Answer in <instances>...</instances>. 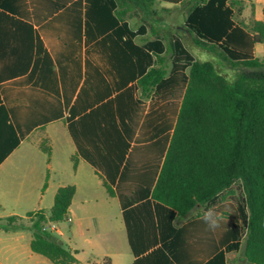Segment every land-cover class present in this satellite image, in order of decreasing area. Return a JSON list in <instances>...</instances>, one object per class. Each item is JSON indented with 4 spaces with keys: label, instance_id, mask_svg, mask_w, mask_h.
Instances as JSON below:
<instances>
[{
    "label": "crops",
    "instance_id": "obj_1",
    "mask_svg": "<svg viewBox=\"0 0 264 264\" xmlns=\"http://www.w3.org/2000/svg\"><path fill=\"white\" fill-rule=\"evenodd\" d=\"M113 1L116 7L106 18L118 25L100 35L98 20H89L87 27L85 2L79 15L70 10L79 0H0V219H27L30 213L49 212L59 189L74 186L68 216L52 234L80 264H105L106 260L111 264H249L242 251L243 209L223 206L218 200L197 207L187 217L151 198L149 205L145 200L135 204L130 221L133 242L139 251L152 245L134 252L120 198L110 196L104 185V179L110 181L105 168L120 166L113 185L116 192L120 184L123 197L143 198L144 180L152 177L160 163L158 142L173 132L164 130L176 117L169 106L182 100L166 86H157L150 96L142 95L138 82L143 53L137 48L163 43L171 59L168 80L174 72V42L179 39L192 53L185 26L202 4L196 0H155L152 6L142 0ZM211 1L216 8L231 9L237 24L264 20V0H241L235 8L232 0L206 3ZM184 8L189 10L177 33L161 35L158 29H169L168 25L150 29L145 23L146 16L157 15L158 9L183 14ZM126 26L135 33L136 48L125 45L127 34L122 39L114 34ZM149 54L156 67L157 58ZM255 57L264 60V44L255 46ZM42 144L51 150L50 155ZM135 147V158L129 159ZM122 152L126 153L121 162ZM78 154L75 169L72 158ZM209 211L217 221L215 228L203 221ZM234 222L242 238L224 245L223 235ZM32 241L28 228L0 229V264H53L32 251ZM237 242L238 250L227 251Z\"/></svg>",
    "mask_w": 264,
    "mask_h": 264
},
{
    "label": "trees",
    "instance_id": "obj_2",
    "mask_svg": "<svg viewBox=\"0 0 264 264\" xmlns=\"http://www.w3.org/2000/svg\"><path fill=\"white\" fill-rule=\"evenodd\" d=\"M142 1L151 6L155 2ZM196 1L202 5L192 12L185 26L186 36L192 42V53L179 39L174 42V72L168 80L169 58L163 43L155 41L148 44L146 49L149 51L137 48L143 53L138 82L142 95L150 96L157 86H166L177 98L182 97L180 103L176 101L169 106L176 117L169 120L164 130L173 129V132L158 142L160 163L152 177L144 180V185H147L145 194L140 195L143 198L130 200L122 196L120 184L117 185L118 192L113 189L120 166L105 168L110 181L104 179V185L110 196L120 198L131 246L139 254L152 243L139 251L133 242L130 221L137 209L135 204L145 200V205H149L152 199L159 206L171 208L179 216L187 217L199 206L215 204L219 197L240 182L245 193L242 206L246 225L243 255L249 264H264V61L255 57V46L264 44V20L248 25L237 24L231 9L216 8L213 1ZM84 2L87 27L89 20H98L97 31L104 35L118 25V21L108 23L106 18L112 16L116 7L113 0H79L70 10L81 15ZM241 4V0L231 1L233 8ZM114 34L121 39L127 34L125 45L136 48L132 42L135 33L130 32L127 26L116 29ZM149 52L157 58L156 67H153L154 60ZM70 132L76 139L73 125H70ZM96 137L99 138L97 134ZM119 142L123 144L121 139ZM77 145L81 152V145ZM41 148L51 154L45 145L42 144ZM136 150L137 147L129 159L135 158ZM125 153L120 156L121 162ZM78 159L79 154L72 158L75 169ZM75 194L74 186L62 187L49 212L42 210L28 214V225L24 218L0 219V229L11 232L28 228L33 233L31 249L34 253L53 264H80L75 255L59 243V238L43 230L47 224L66 220ZM223 226L225 228V222ZM228 226L232 228L223 235L224 245L242 238L240 226L235 222ZM239 248L240 242H237L228 246L227 251ZM105 264L111 262L106 260Z\"/></svg>",
    "mask_w": 264,
    "mask_h": 264
},
{
    "label": "rangeland",
    "instance_id": "obj_3",
    "mask_svg": "<svg viewBox=\"0 0 264 264\" xmlns=\"http://www.w3.org/2000/svg\"><path fill=\"white\" fill-rule=\"evenodd\" d=\"M163 4H164V6H172L169 3H163ZM189 5L190 4L185 6V8L188 7ZM189 9H192V7H190ZM188 10L185 9L183 14H181L182 12L180 13L179 11H175V12L171 11V12L165 13V12H162L161 9H158L157 15L146 16L145 23L150 29L152 27L153 28H162V27H166V25H168V27H170L169 29H166V30L158 29V31L161 35H170L172 32L177 33L176 27L179 25H182L184 23V21L187 17ZM236 19L239 22H241L240 16H237ZM162 21H163V23H162ZM158 22L161 23L160 27L157 26ZM170 66H171V59L169 58V70H170ZM218 202L219 203L222 202L223 206H226L227 204H233L235 206L239 205L240 207L244 206L245 193L243 190L242 183H240V182L236 183L228 192L224 193L221 197H219ZM26 221L28 224H30L29 219H27Z\"/></svg>",
    "mask_w": 264,
    "mask_h": 264
},
{
    "label": "clouds",
    "instance_id": "obj_4",
    "mask_svg": "<svg viewBox=\"0 0 264 264\" xmlns=\"http://www.w3.org/2000/svg\"><path fill=\"white\" fill-rule=\"evenodd\" d=\"M204 221L208 224L209 228H215L217 226V221L214 218L211 211L206 212L203 217Z\"/></svg>",
    "mask_w": 264,
    "mask_h": 264
},
{
    "label": "built area",
    "instance_id": "obj_5",
    "mask_svg": "<svg viewBox=\"0 0 264 264\" xmlns=\"http://www.w3.org/2000/svg\"><path fill=\"white\" fill-rule=\"evenodd\" d=\"M56 224H47L43 229L45 232L52 233L55 230Z\"/></svg>",
    "mask_w": 264,
    "mask_h": 264
},
{
    "label": "water",
    "instance_id": "obj_6",
    "mask_svg": "<svg viewBox=\"0 0 264 264\" xmlns=\"http://www.w3.org/2000/svg\"><path fill=\"white\" fill-rule=\"evenodd\" d=\"M59 243H62L61 241H59Z\"/></svg>",
    "mask_w": 264,
    "mask_h": 264
}]
</instances>
